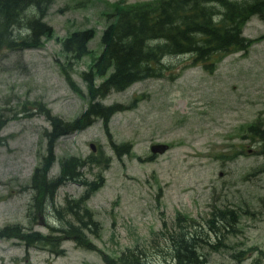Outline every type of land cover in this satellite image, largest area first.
<instances>
[{
  "label": "rangeland",
  "instance_id": "rangeland-1",
  "mask_svg": "<svg viewBox=\"0 0 264 264\" xmlns=\"http://www.w3.org/2000/svg\"><path fill=\"white\" fill-rule=\"evenodd\" d=\"M113 1L118 0H39L53 36L44 37L36 49L0 43V226L18 223L59 234L74 221L72 214L62 211L60 227L55 228V208L65 198L88 191L86 207L98 230L93 235L82 228L89 247L65 238V252L59 256L17 239L0 238V264H107L103 256L113 257L136 244L148 249L152 263L169 264V243L162 234L168 233L175 214L199 218L211 204L237 208L240 216L236 231L225 233L227 247L220 244L217 251L209 250V263L264 264V148L241 136L246 123L264 118V37L241 51L215 54L211 66L192 55L155 51L153 58L161 70L152 61V75L144 72L139 80L110 90L98 101L110 106L135 100L133 105L56 142L50 174L58 173L61 158L87 157L80 170L94 189L67 181L56 191L53 204L45 203L43 209L35 202L30 176L45 153L43 133L49 124L33 102H44L64 119L75 118L86 108L89 90L81 73L101 51L105 14ZM87 27L96 33L88 44L91 53L79 60L65 59L59 38ZM242 32L247 37L261 35L264 14H252ZM23 33V28L12 29L9 37ZM127 142L128 150L118 153L114 146ZM153 143L171 146L150 158ZM232 150L233 157H226ZM253 245L263 254L256 250L248 258L233 257Z\"/></svg>",
  "mask_w": 264,
  "mask_h": 264
},
{
  "label": "trees",
  "instance_id": "trees-1",
  "mask_svg": "<svg viewBox=\"0 0 264 264\" xmlns=\"http://www.w3.org/2000/svg\"><path fill=\"white\" fill-rule=\"evenodd\" d=\"M36 8L38 12L34 11ZM255 13L264 14V0H152L112 4L111 11L105 14L109 22L102 34L103 49L88 70L82 73L91 99L87 109L75 119L66 121L52 116L41 103H35L44 111L49 122V128L44 131L45 153L31 176L30 187L35 202L44 209L45 203L54 202L57 188L66 181L86 183L80 167L87 162L78 157L60 159L56 176L49 175V170L56 159L55 146L60 136L83 129L96 117L106 121L115 111L123 109L120 105L103 106L93 99L104 96L110 90L124 89L142 78L144 72L152 75L151 62L154 61L156 68H159L153 58L157 50L160 54L171 52L173 55H192V59L209 64L215 54L222 56L244 49L247 44L264 37L262 34L250 39L243 35V22ZM42 14L39 0H0V43L18 49L39 47L44 37L50 38L54 34L52 26L43 20ZM16 28H23L24 33L18 38L9 37L12 29ZM92 37L91 28L73 31L62 39V49L78 60L89 52L87 43ZM108 70L110 72L107 75ZM103 76L100 83H96V79ZM249 129L257 135L264 148V127L258 123ZM127 149L119 148L117 152ZM89 187L94 189L95 186ZM87 192L78 199L66 200L63 208L72 214L74 222H68L61 233L27 232L20 225L12 224L0 227V238H19L28 245L43 247L57 254L62 253L59 246L65 238L89 247L87 234L82 228L93 235H98V230L85 204ZM55 213L57 218L62 215L60 210ZM239 216L237 209L215 207L210 217L199 222L201 224H178V229L168 236L169 264H210L209 250L217 251L220 244L227 247L225 233L236 231ZM251 249L263 254L259 249L250 247L238 251L233 257L239 260L249 254ZM149 256L144 247L136 245L122 250L116 256H105L103 260L107 264H154ZM254 264L257 262L254 261Z\"/></svg>",
  "mask_w": 264,
  "mask_h": 264
},
{
  "label": "water",
  "instance_id": "water-1",
  "mask_svg": "<svg viewBox=\"0 0 264 264\" xmlns=\"http://www.w3.org/2000/svg\"><path fill=\"white\" fill-rule=\"evenodd\" d=\"M92 148H94V147L92 146ZM165 148H166L165 145H155V146L152 147V150L153 151H160V152H162Z\"/></svg>",
  "mask_w": 264,
  "mask_h": 264
},
{
  "label": "bare ground",
  "instance_id": "bare-ground-1",
  "mask_svg": "<svg viewBox=\"0 0 264 264\" xmlns=\"http://www.w3.org/2000/svg\"><path fill=\"white\" fill-rule=\"evenodd\" d=\"M17 29V28H16ZM22 50V49H21ZM76 172V171H75ZM32 226V225H31ZM209 249V248H208ZM104 258V256L102 257V259Z\"/></svg>",
  "mask_w": 264,
  "mask_h": 264
}]
</instances>
